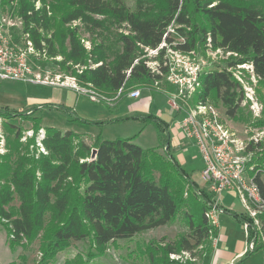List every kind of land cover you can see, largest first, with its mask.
I'll use <instances>...</instances> for the list:
<instances>
[{
    "label": "trees",
    "instance_id": "trees-1",
    "mask_svg": "<svg viewBox=\"0 0 264 264\" xmlns=\"http://www.w3.org/2000/svg\"><path fill=\"white\" fill-rule=\"evenodd\" d=\"M0 4L21 19V39L31 42L38 58L61 56L55 61L60 69L74 76L80 86L92 88L101 99L117 102L130 85L156 92L153 85L162 75L151 71L143 55L145 49H154L162 41L175 48L199 50L210 39L213 48L235 53L225 60L226 66L251 64L264 90V13L251 1L135 0L134 8L124 0H0ZM75 21L79 24L71 27ZM81 26L89 34V49L81 41ZM163 51L157 57L160 62ZM76 65L82 69L77 70ZM242 98V85L224 65H218L202 74L194 100L220 102L234 118ZM35 110L0 109L7 142L6 152L0 153V216L7 220L4 229L10 249L26 248L38 240V264H48L73 240L104 247L182 215L188 233L158 250L148 243L139 254L147 261L143 264H179L169 255H195L197 247L207 244L202 264H209L211 240L217 236L205 216L209 195L189 180L169 153L165 121L138 115L143 122L155 125L160 141L147 149L134 142L136 136L106 139L98 135L88 144L82 133L44 126L40 142L47 153L29 157V145L21 142L23 129L7 120L33 119L39 127L41 116ZM73 119L79 120L78 116ZM255 124L263 125L264 117ZM32 137L29 141L34 142ZM259 147L258 142L247 144L246 152L252 156L247 164L252 166L250 174L264 200V151L258 152ZM14 197L19 204L9 206ZM185 207L188 211L181 213ZM224 212L240 221L245 218L229 209ZM258 217L257 236L262 240L264 210ZM258 250H264V243L256 241L244 257ZM63 264L87 263L76 255Z\"/></svg>",
    "mask_w": 264,
    "mask_h": 264
},
{
    "label": "rangeland",
    "instance_id": "rangeland-1",
    "mask_svg": "<svg viewBox=\"0 0 264 264\" xmlns=\"http://www.w3.org/2000/svg\"><path fill=\"white\" fill-rule=\"evenodd\" d=\"M124 1L130 8H134L135 0ZM242 1L255 3L264 13V0ZM36 6H40V3L37 2ZM7 8L8 6L4 7L3 11L5 12ZM78 24L79 21H75L71 22L70 26L73 27ZM169 29L172 33L173 30ZM20 32L21 28H14L12 35L19 36L18 46L24 48L25 44L21 39ZM80 32L82 43L89 49L91 45V41L88 39L89 34L84 31L82 26ZM172 35L175 40H179L175 34ZM63 48H67L66 42L63 44ZM152 56L149 55L147 58L151 63L150 65L153 63L151 61ZM61 59V56L38 58L34 52L29 54L28 60L32 70L40 74L41 79L47 78L48 83L17 80L13 77L0 80V109L7 108L21 112L36 109L35 114L41 116L39 127H36L33 119L14 117L7 120L23 129L24 135L21 142L29 145L27 154L29 157H37L39 153H47L40 142L44 135V126H53L62 131L72 130L82 133L84 134L83 139L88 144H91L98 135L100 138L106 139L136 136L134 142L140 147L144 149L156 147L160 141L155 125L137 118L139 114H146L167 123L170 154L189 177V180L207 193V184L201 175V169L203 168L201 153L197 146L184 136L181 130L179 125L181 115L177 114L169 104L167 91L171 90V86L165 82L164 78L153 85L156 92H151L145 86L130 85L122 93L123 96L125 94V97L117 102L109 99L93 102L86 93L78 92L57 83L58 76H60V80H65V75H69L63 72L56 63ZM74 67L77 70L82 69L78 65ZM239 67L237 69H241L239 71L242 78L243 98L240 101L238 115L230 118L220 102L214 103L210 99L207 100L214 105L230 130L236 132L238 137L246 143L251 139L257 140L260 143L258 152H262L264 151V124L256 125L255 121L264 117V104L262 102L264 101V90L257 83L251 64H242ZM133 88L141 89V95L138 98L127 95V92ZM247 91L251 98L247 97ZM74 116H78L79 120L75 121ZM96 121H103L104 123L102 125L89 123ZM2 123L3 121L0 118V153L6 152L7 144ZM31 137L34 142L29 141ZM158 151L163 154L164 149L159 147ZM248 157L250 159L251 154ZM262 178L264 179L263 174ZM187 185L183 189L184 198L187 196ZM18 204V199L14 197L9 206L16 207ZM217 208L221 211L229 209L238 214L244 213L239 196L233 190L222 191L217 196ZM184 210L188 211L187 207L182 208L181 213ZM226 216H220L219 220L217 219L220 228L223 226L220 231V240L230 237L233 243H243L245 232L242 223L237 222V227H234L235 231L229 230L227 228H230L231 225ZM6 224L7 220L0 216V264H38L40 258L39 241H34L26 248L17 246L15 249H10L4 229ZM188 231L187 223L181 215L170 223L142 230L129 239H118L104 247L94 246L83 240H73L67 247L56 253L54 260L48 264H63L66 258L76 255L82 256L87 264H143L147 261L139 254L140 250L143 251L148 243L155 250H158L160 245L163 247L166 243L176 240L180 235L187 234ZM215 238L218 239V235ZM258 242L264 243L260 239ZM207 249L208 244L199 246L194 250L195 255L190 254L191 257L188 254L172 253L176 255L172 259L179 264H202V258ZM244 262L246 264H264V250L250 253Z\"/></svg>",
    "mask_w": 264,
    "mask_h": 264
},
{
    "label": "built area",
    "instance_id": "built-area-1",
    "mask_svg": "<svg viewBox=\"0 0 264 264\" xmlns=\"http://www.w3.org/2000/svg\"><path fill=\"white\" fill-rule=\"evenodd\" d=\"M21 27V19L16 15L12 16L7 10L4 12L0 4V80L13 77L17 80L48 83L47 78L41 79L40 74L35 73L29 63V54L31 52L36 54L31 42L22 39L25 45L21 48L18 46L20 39L16 40V36L12 35L14 28ZM182 40L183 38H180V41ZM209 40L203 49L199 50L175 48L162 41L154 49H145L143 56L148 58L149 55H153L152 65L148 60L146 65L152 72L162 75L165 82L171 86V90L167 91L169 104L177 114L181 115L179 125L184 136L191 140L201 153L203 160L201 175L207 184V193H205L209 195L205 211L207 220L212 225H216L217 213L221 211L217 208V196L225 190L235 191L244 208L245 218L242 225L246 239L249 237L245 251H251L258 241V214L264 210V200L253 178L254 175L250 174L252 166L247 164L251 153L246 152V146L250 141L257 142V140L244 142L223 122L213 104L208 100H194L200 88L202 74L218 65H224L241 84L240 69L237 68L242 64L226 66L225 60L233 53L222 48H213ZM162 49L164 51L160 62L157 57ZM160 65L164 68L163 72ZM57 83L86 93L93 102L101 100L92 88L80 86L74 76L65 75V80H60L58 76ZM121 90L122 88H119L117 94ZM127 95L138 98L141 89L133 88L127 92ZM246 95L250 97L248 91ZM262 240L264 241V237ZM182 253L190 256L188 252ZM175 256V254L170 255L171 258Z\"/></svg>",
    "mask_w": 264,
    "mask_h": 264
},
{
    "label": "crops",
    "instance_id": "crops-1",
    "mask_svg": "<svg viewBox=\"0 0 264 264\" xmlns=\"http://www.w3.org/2000/svg\"><path fill=\"white\" fill-rule=\"evenodd\" d=\"M220 216H226V218H228V222L230 223L231 227L230 228H227V226L225 227L229 230L231 229L232 231H235L234 227H237V222L240 221L235 216H233L228 212L220 211L217 213L215 228L217 230L218 239L214 237L211 240L209 264H246V262H244V260L247 258L244 257V251L247 242L246 235L244 234L245 240L243 243L240 244L233 243L232 238L230 237L229 238L227 237L225 240L221 241L220 231L222 230L223 226H221L222 228H220V224L217 223V219L219 220ZM240 222L242 223V221Z\"/></svg>",
    "mask_w": 264,
    "mask_h": 264
},
{
    "label": "water",
    "instance_id": "water-1",
    "mask_svg": "<svg viewBox=\"0 0 264 264\" xmlns=\"http://www.w3.org/2000/svg\"><path fill=\"white\" fill-rule=\"evenodd\" d=\"M94 153V151H92Z\"/></svg>",
    "mask_w": 264,
    "mask_h": 264
}]
</instances>
